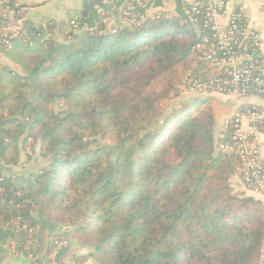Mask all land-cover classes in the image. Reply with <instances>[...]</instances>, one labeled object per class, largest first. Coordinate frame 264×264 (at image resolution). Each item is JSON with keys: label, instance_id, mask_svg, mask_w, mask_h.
Returning a JSON list of instances; mask_svg holds the SVG:
<instances>
[{"label": "trees", "instance_id": "trees-1", "mask_svg": "<svg viewBox=\"0 0 264 264\" xmlns=\"http://www.w3.org/2000/svg\"><path fill=\"white\" fill-rule=\"evenodd\" d=\"M22 1L0 0V245L42 264L57 224L51 248L77 242L95 264H261L264 205L233 191L238 158L217 151L232 104L166 113L184 82L217 73L190 4L143 22L136 6L115 27L104 6L86 27L25 34L2 17L23 20ZM34 151L36 171L4 175Z\"/></svg>", "mask_w": 264, "mask_h": 264}, {"label": "built area", "instance_id": "built-area-1", "mask_svg": "<svg viewBox=\"0 0 264 264\" xmlns=\"http://www.w3.org/2000/svg\"><path fill=\"white\" fill-rule=\"evenodd\" d=\"M136 6L143 8L139 2L126 7V14L131 16L128 24L136 23V19L143 22L153 15L145 10L137 18L132 17ZM190 6V21L197 26L200 41L205 44L202 58L215 67L217 73L204 81L184 82L181 90L195 96H215L232 104L231 113L217 124V151L238 158L234 177L249 194L264 202V162L258 141L264 126V109L249 103L253 98L264 100V66L258 54L260 39L257 34L248 32L242 11L230 6L228 0H192ZM12 15L10 11L2 13L3 18L11 20L14 28L17 22L12 21ZM107 21V18L103 19V23ZM70 25L75 28L76 21H71ZM21 229L27 230L25 226ZM27 232L31 234L32 230ZM8 248L14 252L15 244L11 242ZM261 264H264V248Z\"/></svg>", "mask_w": 264, "mask_h": 264}, {"label": "crops", "instance_id": "crops-1", "mask_svg": "<svg viewBox=\"0 0 264 264\" xmlns=\"http://www.w3.org/2000/svg\"><path fill=\"white\" fill-rule=\"evenodd\" d=\"M147 13L155 14L158 12H168L175 14L180 5H189L192 0H141ZM230 6L239 8L243 13V24L246 25L248 32L257 34L261 42V50L258 52L261 62L264 66V0H228ZM25 5L24 19L17 23L13 30L19 32L23 24H29V31L37 27L45 31L52 26L54 29H69L71 21L86 24L90 19L95 17L96 12H101L104 6L108 8L107 24L110 27L127 26L123 21L126 10L127 0H24L21 2ZM82 14L84 15L82 17ZM53 29V30H54ZM25 33V31L23 32ZM26 34V33H25ZM11 64L0 56V64ZM16 69V68H14ZM222 101V100H221ZM261 109H264V100L253 98L249 102ZM260 155L264 162V126H262L259 135ZM28 162L22 161L17 167L8 168L4 175L10 177L13 175L26 174L28 171ZM233 190L237 193L245 194L254 200L264 202L256 195L249 194L239 179L233 178ZM67 227L52 224L49 232L48 245L50 247L48 254L40 255L42 264H95L88 255L91 250L74 241H63L54 248H51L55 236H65ZM78 260V261H77ZM0 264H34L27 252L14 254L7 247L0 245Z\"/></svg>", "mask_w": 264, "mask_h": 264}, {"label": "rangeland", "instance_id": "rangeland-1", "mask_svg": "<svg viewBox=\"0 0 264 264\" xmlns=\"http://www.w3.org/2000/svg\"><path fill=\"white\" fill-rule=\"evenodd\" d=\"M195 97H198V96L189 94L181 90L180 96L168 106L166 113L172 114L175 110L181 111L187 106L188 103H190L191 101H194ZM54 109H57V106H55ZM106 146H109V144H106ZM22 159L27 160V157H23ZM40 162H41L40 159L37 157V151H34L31 156V161L28 162L29 164L28 171H36L38 167L40 166ZM233 178L234 176H232L231 178V186L234 183ZM232 189H234L233 186H232Z\"/></svg>", "mask_w": 264, "mask_h": 264}, {"label": "water", "instance_id": "water-1", "mask_svg": "<svg viewBox=\"0 0 264 264\" xmlns=\"http://www.w3.org/2000/svg\"><path fill=\"white\" fill-rule=\"evenodd\" d=\"M84 15L82 14V17H83ZM29 24H27V23H25V24H23V26H22V28H21V30L19 31L20 33H23L24 31H25V33L26 34H28V32H29Z\"/></svg>", "mask_w": 264, "mask_h": 264}]
</instances>
